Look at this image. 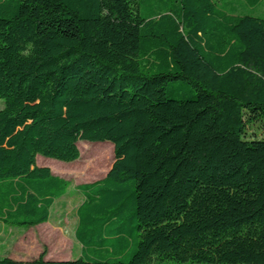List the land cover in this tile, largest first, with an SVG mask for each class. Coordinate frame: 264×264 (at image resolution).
<instances>
[{"label":"trees","instance_id":"1","mask_svg":"<svg viewBox=\"0 0 264 264\" xmlns=\"http://www.w3.org/2000/svg\"><path fill=\"white\" fill-rule=\"evenodd\" d=\"M221 1L0 0V222L67 193L38 155L114 145L77 187L80 255L0 264H264V17L234 8L263 0Z\"/></svg>","mask_w":264,"mask_h":264},{"label":"rangeland","instance_id":"2","mask_svg":"<svg viewBox=\"0 0 264 264\" xmlns=\"http://www.w3.org/2000/svg\"><path fill=\"white\" fill-rule=\"evenodd\" d=\"M216 1L219 4L222 2ZM147 7L161 9V0H145L144 8ZM234 8L243 14L264 17V0L256 6L243 1L235 2ZM3 106L4 101L0 99V108ZM246 130L247 137L264 138V121L249 124ZM79 148L81 156L73 162L38 155V165L50 167L55 175L68 180L70 186L67 193L55 202L49 221L27 228L0 222V258L9 256L16 260H33L45 253L46 259H75L80 255L81 245L75 237V229L77 208L83 201V195L77 187L106 176L114 162V145L109 141H80ZM101 158L108 162L102 173L88 169L91 162L103 161Z\"/></svg>","mask_w":264,"mask_h":264}]
</instances>
